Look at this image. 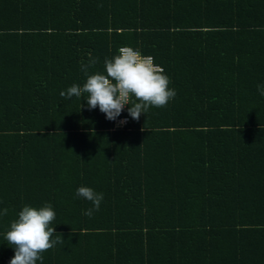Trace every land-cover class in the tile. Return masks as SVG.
I'll return each mask as SVG.
<instances>
[{
  "label": "trees",
  "instance_id": "trees-1",
  "mask_svg": "<svg viewBox=\"0 0 264 264\" xmlns=\"http://www.w3.org/2000/svg\"><path fill=\"white\" fill-rule=\"evenodd\" d=\"M125 46L176 96L114 129L60 92ZM260 84L264 0H0V264L46 203L64 242L42 264H264ZM81 186L103 194L91 218Z\"/></svg>",
  "mask_w": 264,
  "mask_h": 264
},
{
  "label": "clouds",
  "instance_id": "clouds-1",
  "mask_svg": "<svg viewBox=\"0 0 264 264\" xmlns=\"http://www.w3.org/2000/svg\"><path fill=\"white\" fill-rule=\"evenodd\" d=\"M96 63L95 59H90L88 64H82L86 82L82 86L73 84L61 91L60 96L68 100L86 96L87 109L99 108L109 121H115L125 107L132 120H139L150 107H165L176 96L175 90L169 87L171 81L164 69L155 63L154 57L142 55L137 49L121 47L116 55L104 60L103 72L90 75L89 69ZM257 90L264 96V84L257 85ZM75 196L91 202L92 207L84 212L85 216L91 218L99 211L102 193L81 186ZM7 214L6 208L0 211V215ZM55 217L56 212L47 203L39 208L22 207L3 237L14 250L9 264H37L38 261L42 264L43 253L64 242L52 226Z\"/></svg>",
  "mask_w": 264,
  "mask_h": 264
},
{
  "label": "built area",
  "instance_id": "built-area-1",
  "mask_svg": "<svg viewBox=\"0 0 264 264\" xmlns=\"http://www.w3.org/2000/svg\"><path fill=\"white\" fill-rule=\"evenodd\" d=\"M125 120L127 121L126 123H124V124L120 123L121 121H125ZM127 123H128V118L118 117L115 121H113V128L114 129H123L127 125Z\"/></svg>",
  "mask_w": 264,
  "mask_h": 264
}]
</instances>
